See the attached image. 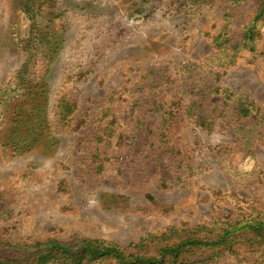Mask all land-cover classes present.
Wrapping results in <instances>:
<instances>
[{
  "label": "rangeland",
  "instance_id": "1",
  "mask_svg": "<svg viewBox=\"0 0 264 264\" xmlns=\"http://www.w3.org/2000/svg\"><path fill=\"white\" fill-rule=\"evenodd\" d=\"M263 6L0 0V259L95 239L157 257L264 219ZM19 106L45 128L24 152ZM259 242L241 231L179 264H264Z\"/></svg>",
  "mask_w": 264,
  "mask_h": 264
},
{
  "label": "trees",
  "instance_id": "2",
  "mask_svg": "<svg viewBox=\"0 0 264 264\" xmlns=\"http://www.w3.org/2000/svg\"><path fill=\"white\" fill-rule=\"evenodd\" d=\"M263 16L264 6L255 20H260ZM27 65L25 64V68L29 67ZM21 111L22 108L19 106L15 114V122L20 123V128L24 129L26 134L18 133L13 137L12 133L9 140L17 152H24L32 145L41 142L45 134L41 120L31 121L26 125ZM63 111H65L63 118L66 119L72 114L73 109L65 103ZM20 119H23V122ZM241 231H247L264 247V219L257 216L245 220L244 223L210 230L204 238L189 237L179 243L166 245L160 249L157 257L130 254L116 243L99 239L82 240L75 244L49 241L29 247L30 249L24 251L18 259H0V264H97L106 261H115L117 264H179L181 257L192 249L230 247L234 239L240 236Z\"/></svg>",
  "mask_w": 264,
  "mask_h": 264
}]
</instances>
